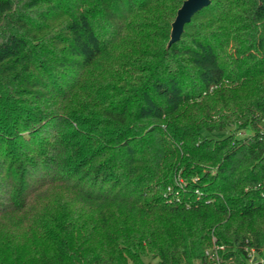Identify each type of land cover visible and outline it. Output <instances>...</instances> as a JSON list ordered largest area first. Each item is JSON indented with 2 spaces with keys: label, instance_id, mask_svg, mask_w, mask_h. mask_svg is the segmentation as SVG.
I'll use <instances>...</instances> for the list:
<instances>
[{
  "label": "trees",
  "instance_id": "1",
  "mask_svg": "<svg viewBox=\"0 0 264 264\" xmlns=\"http://www.w3.org/2000/svg\"><path fill=\"white\" fill-rule=\"evenodd\" d=\"M182 2L0 0V264L263 253L264 0Z\"/></svg>",
  "mask_w": 264,
  "mask_h": 264
},
{
  "label": "water",
  "instance_id": "2",
  "mask_svg": "<svg viewBox=\"0 0 264 264\" xmlns=\"http://www.w3.org/2000/svg\"><path fill=\"white\" fill-rule=\"evenodd\" d=\"M210 0H183L176 11L174 20L171 23L170 38L168 43L179 38L183 26L190 20V17L203 6L207 5Z\"/></svg>",
  "mask_w": 264,
  "mask_h": 264
},
{
  "label": "built area",
  "instance_id": "3",
  "mask_svg": "<svg viewBox=\"0 0 264 264\" xmlns=\"http://www.w3.org/2000/svg\"><path fill=\"white\" fill-rule=\"evenodd\" d=\"M248 264H264V250L261 255L257 257L253 248H250L247 252ZM220 261L218 262V264Z\"/></svg>",
  "mask_w": 264,
  "mask_h": 264
},
{
  "label": "rangeland",
  "instance_id": "4",
  "mask_svg": "<svg viewBox=\"0 0 264 264\" xmlns=\"http://www.w3.org/2000/svg\"><path fill=\"white\" fill-rule=\"evenodd\" d=\"M216 246L213 248V249H208V251H210V255H213V252H214V259L213 258H209L211 260V262H214L216 264H218V262L220 261V258L218 257V251L216 250ZM213 250V252H212ZM212 252V253H211Z\"/></svg>",
  "mask_w": 264,
  "mask_h": 264
}]
</instances>
